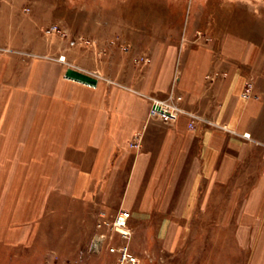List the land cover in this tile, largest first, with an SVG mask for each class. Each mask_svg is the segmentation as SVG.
Wrapping results in <instances>:
<instances>
[{"label": "crops", "instance_id": "crops-1", "mask_svg": "<svg viewBox=\"0 0 264 264\" xmlns=\"http://www.w3.org/2000/svg\"><path fill=\"white\" fill-rule=\"evenodd\" d=\"M5 5L4 14L14 23L6 29L1 23L4 17L0 28L25 33L24 27L15 26L21 20L16 0ZM160 29L174 30V26ZM29 38L23 39V47L30 45ZM142 43L150 47L145 61L135 55H124L122 60L108 56L102 62L88 58V71L117 80L95 88L63 80L56 60H42L34 70L23 67L14 74L4 66L14 57H2L0 95H7V106L0 108L6 112L0 116V143L6 144L0 146V175L22 176L23 190L28 191L26 175L71 176L70 193L86 199L90 198L87 176H97L105 197L110 196L107 191H120L117 203L145 212V218L140 215L144 222L189 223L195 208L207 207L215 208L218 221L223 206L238 207V216L245 217L238 222L247 224L242 231L248 245L264 249V66L256 64L252 45L231 34L212 44L186 34ZM247 79L253 83L254 98L240 95ZM171 86L182 96L184 110L239 134L248 132L251 139L200 123L188 129L183 114L171 123L148 118V100L143 95L163 97ZM31 90H38L40 101L53 103L47 113V102H39V119L26 121L15 116V111L23 110L21 98L15 101V96L30 95ZM135 132H141V146L129 149L127 143ZM15 142L69 145L61 147L60 152L67 153L52 156L44 148L37 156L39 169L32 171L29 150V156H12L22 165L9 167ZM116 175L122 176V183L107 185V176ZM144 239L150 248L154 236L146 234Z\"/></svg>", "mask_w": 264, "mask_h": 264}, {"label": "rangeland", "instance_id": "rangeland-1", "mask_svg": "<svg viewBox=\"0 0 264 264\" xmlns=\"http://www.w3.org/2000/svg\"><path fill=\"white\" fill-rule=\"evenodd\" d=\"M8 1L0 0V21L6 17V21L1 22L6 29L14 23L12 17L7 18L2 8ZM16 2L17 15L21 20L15 26L24 27L25 33L24 30L12 32L0 28V40H4L0 44V59L14 57L10 63H4V66L11 67L14 74L23 67L34 70L39 61L56 60L61 66L59 75L67 82H77L88 88H95L99 83L110 86L117 80L88 71V58L102 62L108 56L112 60H122L124 55H135L136 60L145 61L150 47L144 46V40L161 39L174 34L179 38L186 34L193 40L207 44L225 35H236L252 45V56L258 60L256 64L264 66V0ZM26 23L30 24L29 28ZM168 24H172L174 30H158V27ZM184 28L190 31L185 32ZM27 38L30 45L23 47L21 43ZM133 39L140 42L134 44ZM245 82H251L250 98L256 97L252 81L247 79L243 85ZM170 92L181 97L177 104L183 111L191 112L182 108V96L174 91L173 86L163 97L143 96L148 100L149 108L148 96L164 99ZM38 95V90H31L30 95H16L15 101L21 98L19 107L23 110L15 111V116L26 121L39 119V102H47L48 109L45 111L50 113V104L53 102L40 101ZM6 106L7 95H0V108ZM5 113L0 111V116ZM182 114L185 115H179ZM185 116L188 118V129L200 123L241 138V134L248 133L239 134L202 116L214 125L202 121L190 122V118ZM156 119L163 123L176 120L165 122ZM218 126H225L232 132ZM134 136H139V146H131V141L127 143L129 149H139L141 146V132H135L132 140ZM250 139L249 134L246 140ZM2 145L6 144L0 143ZM68 145L15 142L11 144L13 153L9 152V155L12 154L9 167L21 164L13 160L12 156L25 154L31 155L28 160L31 170H38L37 156L43 154L44 148L47 156H52L54 153H67L60 151L62 146L66 148ZM27 150L31 154L26 155ZM24 177L30 191L23 190L22 176L10 173L0 175V264H115L116 253L109 252L108 247L116 248L123 243L137 257L138 264H264V249L248 245L246 232L242 231L247 224L238 222V218H245L238 216V207L223 206L218 221L215 220V208L207 207L195 208L189 223L144 222L140 221V215L145 218V212L123 208L117 203L120 191H107L110 196L105 197V193L100 190V177L87 176L90 186L88 199L83 194L70 193L71 176L32 173ZM107 178V185L120 180L122 183V176ZM12 194L14 201L11 199ZM119 211L128 214L125 223L130 235L127 239H122L112 228L113 218ZM146 234L154 236L150 248L144 239Z\"/></svg>", "mask_w": 264, "mask_h": 264}, {"label": "built area", "instance_id": "built-area-1", "mask_svg": "<svg viewBox=\"0 0 264 264\" xmlns=\"http://www.w3.org/2000/svg\"><path fill=\"white\" fill-rule=\"evenodd\" d=\"M251 89V82H245L241 91V97L244 99L250 98L252 96ZM147 98L150 102L148 108L149 117H156L161 119L162 121L169 122L175 120L180 113H185V115L190 118V122L202 121L214 125V123L207 121L206 119L196 115L195 113L183 111L180 108L179 104H177V101H179L181 97L178 95H174L171 92L164 99H157L150 96H148ZM189 125L191 126V123H189ZM218 127L227 130L228 132L230 131L225 126ZM241 136L245 139H248L249 134L243 133L241 134ZM132 141L133 142L131 143V146H139V136H134V139ZM127 217V212L119 211L112 221V228L119 233L122 239H127L130 235L129 229L126 227L125 223ZM108 251L116 253L117 259L115 264H138L137 257L128 250V247L125 243L120 246H116V248L110 246L108 247Z\"/></svg>", "mask_w": 264, "mask_h": 264}, {"label": "bare ground", "instance_id": "bare-ground-1", "mask_svg": "<svg viewBox=\"0 0 264 264\" xmlns=\"http://www.w3.org/2000/svg\"><path fill=\"white\" fill-rule=\"evenodd\" d=\"M64 59V58H63Z\"/></svg>", "mask_w": 264, "mask_h": 264}]
</instances>
